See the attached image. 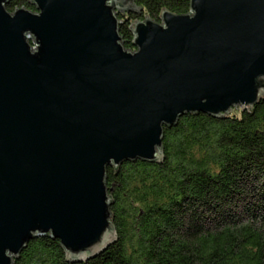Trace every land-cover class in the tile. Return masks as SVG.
<instances>
[{
    "label": "water",
    "instance_id": "water-1",
    "mask_svg": "<svg viewBox=\"0 0 264 264\" xmlns=\"http://www.w3.org/2000/svg\"><path fill=\"white\" fill-rule=\"evenodd\" d=\"M0 0V264L58 240L69 263L117 239L107 168L161 163L164 127L264 99V0H190L132 27L133 0Z\"/></svg>",
    "mask_w": 264,
    "mask_h": 264
},
{
    "label": "trees",
    "instance_id": "trees-1",
    "mask_svg": "<svg viewBox=\"0 0 264 264\" xmlns=\"http://www.w3.org/2000/svg\"><path fill=\"white\" fill-rule=\"evenodd\" d=\"M133 1L138 12L118 15L129 51L136 22L190 10V0ZM21 8L36 12L29 0L7 10ZM163 155L107 168L117 239L104 252L69 263L60 242L44 237L14 264H264V99L220 119L185 115L164 127Z\"/></svg>",
    "mask_w": 264,
    "mask_h": 264
},
{
    "label": "rangeland",
    "instance_id": "rangeland-1",
    "mask_svg": "<svg viewBox=\"0 0 264 264\" xmlns=\"http://www.w3.org/2000/svg\"><path fill=\"white\" fill-rule=\"evenodd\" d=\"M13 12H14V11H13ZM11 13H12V12H11ZM241 109H242V108L240 107V108H239V112L241 111ZM234 110H235V109H234Z\"/></svg>",
    "mask_w": 264,
    "mask_h": 264
}]
</instances>
